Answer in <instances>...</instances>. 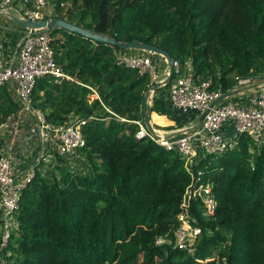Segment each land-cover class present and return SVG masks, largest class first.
Wrapping results in <instances>:
<instances>
[{"label":"trees","instance_id":"obj_1","mask_svg":"<svg viewBox=\"0 0 264 264\" xmlns=\"http://www.w3.org/2000/svg\"><path fill=\"white\" fill-rule=\"evenodd\" d=\"M54 10L53 18L155 46L183 69L189 63L211 78L210 91L237 92L236 77H264V0H57ZM50 35L54 59L71 80L37 79L33 104L52 124L84 121L83 160L75 170L37 174L23 191L9 263L264 264V145L241 134L224 153L186 167L177 151L136 137L135 122L147 129L141 105L154 85L147 75L116 65L115 47L63 29ZM168 85L153 92L148 117L195 120L171 108ZM17 108L10 85L0 86V121ZM194 183L210 184L217 204L206 217L201 202H190L201 229L194 252L156 245L172 237Z\"/></svg>","mask_w":264,"mask_h":264},{"label":"built area","instance_id":"obj_2","mask_svg":"<svg viewBox=\"0 0 264 264\" xmlns=\"http://www.w3.org/2000/svg\"><path fill=\"white\" fill-rule=\"evenodd\" d=\"M56 1L0 0V12L7 16L17 5L20 20L40 22L50 19L45 17V11L54 10ZM51 39L47 28L23 27L17 51L12 56L4 52L0 29V86L10 85L18 106L16 111L0 121V264H10L9 248L18 230L16 212L26 187L37 174L47 176L56 166L75 170L80 167L77 160H83L81 151L85 147V139L81 127L84 121L70 116L63 123L52 124L47 120L46 112L33 104L32 93L37 79L49 76L57 84L71 80L54 59ZM152 56L154 54L147 51L140 55L131 53V50L113 52L116 65L136 70L139 75H147L151 83L164 82L169 73L168 63L163 58L167 72L160 79L161 74H158ZM257 79L260 78L236 77L234 90L237 92L213 106L197 129L188 127L179 136L165 138L155 130L147 131L137 121L135 124L139 131L136 137H148L168 151H177L184 157L186 167L201 155L224 153L241 134H246L258 145H264V86L250 87ZM168 84L167 100L171 108L180 115L194 116L195 120H199L210 104L223 94L219 90L210 91L211 78L197 76L189 63L183 69L177 61H173ZM90 89L98 98L96 92ZM224 127L231 129V136L226 135ZM76 163L77 168L74 167ZM192 200L202 203L204 216L214 215L217 204L211 185H190L183 195L181 212L177 215L178 227L172 237H158L156 245L172 244L173 248L189 254L194 252L201 229L189 212Z\"/></svg>","mask_w":264,"mask_h":264},{"label":"water","instance_id":"obj_3","mask_svg":"<svg viewBox=\"0 0 264 264\" xmlns=\"http://www.w3.org/2000/svg\"><path fill=\"white\" fill-rule=\"evenodd\" d=\"M18 24H20L22 27L27 28V29H38V28H47L49 30L51 29H63L67 31L68 33L79 35L88 39H91L94 42L98 43H103L106 45H109L111 47H115L119 50H140V51H147L159 56H162L164 59H166L168 63V68H169V73L164 80V82H156L154 85L151 87V93H153L155 90L158 88L162 87L163 85L167 84L171 80L172 76V63L173 60L169 57L167 53L164 51L160 50L159 48L152 46V45H146V44H141L137 41H132V42H119L116 41L112 38L106 37L99 35L97 33H94L92 31H89L85 28L78 27L72 23L67 22L66 20L62 19H57V18H51V19H45L40 22H29V21H23V20H17ZM234 92H229L222 94L220 97H218L216 100H214L210 106L209 109H207L203 114L199 116V122H201L204 117L209 113L210 109L215 106L216 104L222 102L224 99L232 96ZM148 99L149 96H144L142 100V105H141V111H142V116H143V122L145 124V127L149 130L152 131L148 113H147V105H148Z\"/></svg>","mask_w":264,"mask_h":264},{"label":"crops","instance_id":"obj_4","mask_svg":"<svg viewBox=\"0 0 264 264\" xmlns=\"http://www.w3.org/2000/svg\"><path fill=\"white\" fill-rule=\"evenodd\" d=\"M17 10H18V6L14 5L13 9L10 11L9 15L5 16L3 13L0 12V29H1L2 40L4 43V52H5V54H8V55L11 54L12 56L17 51V46L20 42L21 32H22V30L17 28V25H16V23L18 24L17 20H20V18H19L20 15H19V12H17ZM18 26L20 28L22 27L20 24H18ZM161 58L163 60V57H161ZM163 64H165V63H162V65ZM259 83H261V81L255 82L250 87H253V88L262 87L261 84L259 86ZM148 105L150 106L149 100H148ZM156 116L157 117H165L164 120L168 121L167 125H163L162 123H161L162 125L156 124L153 121ZM158 119L160 121L161 118H158ZM149 121H150V125H151L152 130L153 131L155 130L156 133L160 134L161 136H163L165 138H173V137L181 135L182 132L186 131L180 125L175 124V122L173 120L168 119L167 116H164V115L160 116L154 112H152L149 115ZM186 125H188V127H191L193 129H197L199 127L200 123L198 120H190L189 122L184 124V126H186ZM146 130L149 131L148 129H146ZM224 132L226 133L227 136H231V134H232L231 129L229 127H224Z\"/></svg>","mask_w":264,"mask_h":264},{"label":"rangeland","instance_id":"obj_5","mask_svg":"<svg viewBox=\"0 0 264 264\" xmlns=\"http://www.w3.org/2000/svg\"><path fill=\"white\" fill-rule=\"evenodd\" d=\"M64 8H66V7H64ZM65 11H66V9H64L63 10V13H65ZM58 15V12H56L55 10H47V11H45V17L46 18H53V17H56ZM16 25H17V28H19L20 30H22L19 26H18V24L16 23ZM20 36V35H19ZM131 53H133V54H136V55H140L142 52L140 51V50H132V52ZM143 54H145V53H143ZM154 55H156V54H154ZM152 57H154L153 58V61L155 62V64H156V68H157V72H158V74H161L160 75V79H162V78H164L165 76V73L167 72V65L166 64H163L162 65V63H164L163 62V60H162V58H161V56H152ZM257 81L258 82H260V81H262L261 80V78L260 79H257ZM259 86H260V83H259ZM166 93H167V91H166ZM154 94L153 93H150V95H149V101L151 100V97L153 96ZM91 98H95V96L93 95V96H91ZM150 105H151V101H150ZM177 115V117H179V115L178 114H176ZM157 119V120H156ZM168 119H170L171 120V118H168ZM156 124H158V125H167V123H168V121H165L164 120V118H161L160 119V121H159V119H158V117L156 118L155 117V119L153 120ZM174 122H175V124H178L179 125V123H182V120H180L179 122H177L176 121V119H174L173 120ZM162 123V124H161ZM183 129H185V130H187L188 129V125H186V126H184V125H180ZM185 132V131H184ZM184 132H182V134L184 133ZM72 166H73V164H72ZM81 166L83 167V164H81ZM75 168H77L78 167V163H76V165L74 166ZM139 262H140V260L138 259V261H135V264H139Z\"/></svg>","mask_w":264,"mask_h":264}]
</instances>
